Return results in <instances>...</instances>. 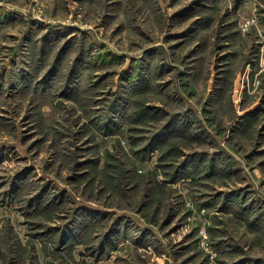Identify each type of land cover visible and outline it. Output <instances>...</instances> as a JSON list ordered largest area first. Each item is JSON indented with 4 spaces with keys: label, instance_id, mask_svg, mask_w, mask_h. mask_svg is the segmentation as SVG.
Segmentation results:
<instances>
[{
    "label": "rangeland",
    "instance_id": "obj_1",
    "mask_svg": "<svg viewBox=\"0 0 264 264\" xmlns=\"http://www.w3.org/2000/svg\"><path fill=\"white\" fill-rule=\"evenodd\" d=\"M0 264H264V0H0Z\"/></svg>",
    "mask_w": 264,
    "mask_h": 264
}]
</instances>
